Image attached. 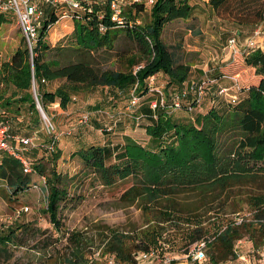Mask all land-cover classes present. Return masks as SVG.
Returning <instances> with one entry per match:
<instances>
[{"label":"trees","instance_id":"trees-1","mask_svg":"<svg viewBox=\"0 0 264 264\" xmlns=\"http://www.w3.org/2000/svg\"><path fill=\"white\" fill-rule=\"evenodd\" d=\"M232 1L209 0V4L214 11L221 12ZM143 9L144 4L140 2L126 4L127 25L114 27L109 6L94 4L86 12V21L74 22L73 44L66 49L73 56L68 62L63 61L64 49L60 48H57L61 50L59 57L47 58L48 51L55 49L48 29L50 22L57 21L55 15L44 21L32 56L23 36L11 58L0 63L1 94L11 91L9 96L0 97V119L10 123V118L20 117L26 106L42 119L36 106L33 80L45 112L53 102L67 109L75 95L100 86L119 93L135 91L142 97L148 93L149 77L160 73L169 76L164 84L166 91L179 90L188 81L191 66L175 58V51L165 43L162 34L167 23L190 18L195 5L189 0H156L151 6V20L137 23L136 12ZM259 11L262 15L264 0ZM100 12H104L101 19ZM3 22L4 15H0V25ZM101 25L106 29L101 30ZM121 33L138 43L147 61L137 71L134 67L141 62L137 56L124 58L127 63L124 70L95 66L93 53L112 51ZM241 55L245 64L254 70L256 80L249 86L240 85L236 103L224 99L216 105L218 96L213 93L214 106L199 115L196 111L163 107L153 113L149 105L143 106L142 113L150 114L145 131L151 146L126 136L123 143L82 145L72 154L104 186L133 178L135 184L120 200L137 202L146 222L140 229L133 230L100 225L98 245L94 235L70 231L67 244L57 251L55 264H108L112 256L116 264H139L141 251L161 247L163 252L167 245L168 252L187 253L190 246L201 241L207 244L211 264H220L239 256L235 246L244 239L252 242L256 252L264 248V166L259 164L264 162V52L256 49ZM43 78L47 82L58 80L61 84L55 90H43L46 84ZM218 84H212L210 89L217 91ZM140 113L134 111L133 114ZM141 122L135 121L137 125ZM10 133H16L11 124ZM58 146L50 153L55 156L47 161L45 158L37 162L28 159L33 172L45 177L47 206L44 212L56 228H61L59 217L62 203L68 198L69 181L54 166L61 156ZM37 149L33 148L32 152ZM48 162L52 165L50 171H47ZM32 173H25L19 159L2 151L0 179L9 186L10 200L31 186ZM244 211L250 215L240 216ZM29 227L31 225L24 228ZM17 237L18 231L9 230L0 234V242L9 244ZM97 251L99 255L95 256ZM103 257L107 259L105 262L100 261Z\"/></svg>","mask_w":264,"mask_h":264},{"label":"rangeland","instance_id":"rangeland-1","mask_svg":"<svg viewBox=\"0 0 264 264\" xmlns=\"http://www.w3.org/2000/svg\"><path fill=\"white\" fill-rule=\"evenodd\" d=\"M129 6L132 0H125ZM195 5V11L188 19H176L166 24L162 38L171 49L175 51V58L179 62L189 64L191 72L188 81H198L208 76H222L219 85L224 79L233 80L241 86H249L255 82L254 70L247 66L241 54L248 40L252 39L254 31L262 29V34L255 37L257 43L253 50L261 49L264 52V16L260 8L262 0H233L221 12H216L209 4V0H189ZM137 18L141 24L151 20V7L144 4L142 11H137ZM262 17V18H261ZM5 22L0 25V63L9 60L23 38L19 21L15 15H4ZM65 24L64 36L60 40L54 36L57 29H62ZM72 20L61 19L49 31L51 43L55 49L49 50L48 59L59 57L61 50L64 62H68L72 53L66 51L73 44ZM74 31V30H73ZM236 37V51L230 47L229 39ZM251 50V51H253ZM137 56L141 60L134 69L147 61L141 53L136 41L121 33L112 51L100 50L94 52L92 61L95 66L103 69L124 70L126 58ZM125 58V59H124ZM169 76L160 73L157 75L158 84H167ZM234 81V80H233ZM60 81H48L43 84V90H55ZM3 85H0V90ZM234 92H237L235 89ZM0 97H7L11 91L4 92ZM213 93L216 88L210 89L204 97L202 106L196 110V115L207 113L214 102ZM219 95H215V97ZM216 97L215 104H221L223 97ZM131 92H120L108 87H96L82 91L73 97V101L67 109H63L59 102L48 105V111L44 112L56 127L58 148L61 156L54 163L58 172H61L68 184V198L62 203L60 212L61 228H56L51 222L48 213L44 210L47 206L45 192V177L33 172L32 184L23 193L10 200L9 186L5 180L0 179V234L9 230L18 231L15 242L2 244L0 242V264H55L58 258L57 251L67 244V236L70 231H86L94 235L96 244H100L98 226L107 225L126 230L140 229L146 222V216L137 202L131 204L120 200L121 195L135 184L133 178L119 181L112 186H104L96 179L94 173H88L78 157L72 154L82 145L106 144L114 145L123 143L126 136L133 137L143 145L151 146L149 136L146 134L145 125L148 123L149 113H144L140 125L135 123L134 111L143 114L141 108L149 105V101L155 95L148 93L141 97L136 107L127 109L130 103ZM0 99V103H1ZM25 108V107H24ZM0 106V110H1ZM109 111L115 115L118 124L112 132L102 130L104 123L112 122L103 111ZM91 113V119L87 124H81L83 114ZM41 117V113L39 115ZM39 117V118H40ZM115 119V120H116ZM12 129L19 134L34 135L38 142H48L49 135L46 132L42 119L31 113L26 106L20 117H11ZM71 133H68V131ZM2 151H0L1 159ZM27 157L33 162L40 158L49 160L55 155L45 150L37 149L26 152ZM264 166V162H259ZM47 171L52 169L50 162L46 164ZM235 190H238L236 188ZM28 206L29 210L24 208ZM240 216H249L244 211ZM235 217L234 214H228ZM236 215V214H235ZM241 218L239 217V220ZM31 225L30 229L24 227ZM20 228V229H19ZM194 246H190V249ZM236 250L239 256L243 255L247 260H238L233 264H264V248L256 252L252 242L248 239L237 244ZM162 250L161 247H159ZM165 251L168 246L164 245ZM99 251L95 253L98 256ZM175 264H194L188 258L189 251H171ZM208 258L202 264H211ZM100 260V259H99ZM106 257L100 261L105 262ZM109 260V259H108ZM139 264H147L140 262ZM220 264H229L228 262ZM232 264V263H230Z\"/></svg>","mask_w":264,"mask_h":264},{"label":"built area","instance_id":"built-area-1","mask_svg":"<svg viewBox=\"0 0 264 264\" xmlns=\"http://www.w3.org/2000/svg\"><path fill=\"white\" fill-rule=\"evenodd\" d=\"M187 1V0H182ZM132 2H140L147 4L150 7L156 2V0H132ZM125 0H0V15H6L12 13L19 21L23 36L28 44L31 56L34 52V46H36L39 39L40 30L44 24V21L50 19L52 15L57 17V23L61 19H67L75 21H86V12L90 8L97 4L101 7L106 5L111 10V21L114 27H125L128 23V17L124 13L126 6ZM104 16V12H100L98 17L101 19ZM141 23L139 19L136 21ZM54 22L48 24L49 31L55 25ZM101 30L106 28L101 25ZM262 29L258 28L254 31L252 39L248 40L244 52L245 54L253 50L257 43L254 38L262 34ZM230 47L235 52L236 49V37L229 39ZM140 67V66H139ZM136 68L135 70L137 71ZM218 78L209 77L206 75L203 79L198 81H187L179 90L166 91L163 84L157 83V76L152 75L148 79V93L155 95V99L150 102V109L153 113L158 107H163L169 110H186L188 112H194L199 109L204 101V97L209 92L210 86L215 83H219ZM234 85L232 87L226 85H219L217 94L223 97L230 103L234 104L238 100L237 92L240 90L239 84L236 78H233ZM43 83H47L45 78L42 79ZM34 96L36 100V106L40 108L41 118L45 124L47 134L51 137L48 142H38L37 137L34 135H22L19 133H10V123L8 120L0 119V151H5L8 154L19 159L23 165L25 173H32L33 167L31 161L28 159L26 152L33 148L43 149L48 153L56 151L59 137L56 135V127L52 123L51 119L44 112L40 103L37 84L33 80L32 83ZM147 93V94H148ZM141 96H138L135 91L132 92L130 103L127 109L136 107L139 103ZM110 120L109 123H104L102 130L111 132L118 124V120L115 115H112L108 110L103 111ZM144 114L134 115L135 121L139 124L142 121ZM91 119V113H85L80 119L81 124H87ZM116 119V120H115ZM68 133H71L69 130ZM24 210L28 211L29 207L26 206ZM99 255V253H98ZM188 258L194 264H202L207 259V244L205 241L197 242L190 249ZM247 260L243 255L238 256L236 259L228 261V263H235L238 260ZM139 263L145 262L147 264H175V260L168 251L160 250L159 247L150 248L148 251H141L138 254ZM108 264H116L115 258L112 256L108 260Z\"/></svg>","mask_w":264,"mask_h":264},{"label":"crops","instance_id":"crops-1","mask_svg":"<svg viewBox=\"0 0 264 264\" xmlns=\"http://www.w3.org/2000/svg\"><path fill=\"white\" fill-rule=\"evenodd\" d=\"M74 24H75V23H74ZM64 30H65V24H63L62 29H57V30L55 31L54 36L57 37L58 40H60V39L63 38V36L65 35V34H64ZM73 30H74V25H73V27H72V31H71V32H73ZM220 80H222V79H220ZM220 80H219V82H220ZM222 82H223L222 84H224V85H226V86H230V87H232V86L234 85V81H233V80L231 81V80H229V79H224ZM0 112H1V110H0Z\"/></svg>","mask_w":264,"mask_h":264},{"label":"water","instance_id":"water-1","mask_svg":"<svg viewBox=\"0 0 264 264\" xmlns=\"http://www.w3.org/2000/svg\"><path fill=\"white\" fill-rule=\"evenodd\" d=\"M37 108H38V107H37ZM38 109H39V111H40V108H38ZM41 111H42V110H41ZM41 111H40V112H41Z\"/></svg>","mask_w":264,"mask_h":264}]
</instances>
